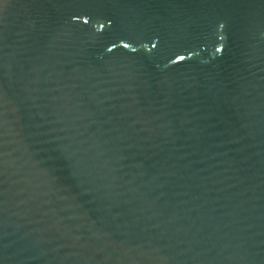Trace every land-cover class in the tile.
Here are the masks:
<instances>
[{"label": "water", "instance_id": "1", "mask_svg": "<svg viewBox=\"0 0 264 264\" xmlns=\"http://www.w3.org/2000/svg\"><path fill=\"white\" fill-rule=\"evenodd\" d=\"M0 264H264V0H0Z\"/></svg>", "mask_w": 264, "mask_h": 264}]
</instances>
